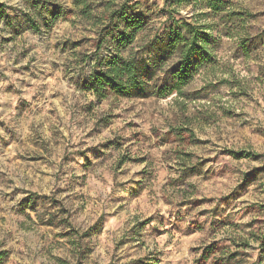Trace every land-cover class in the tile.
I'll use <instances>...</instances> for the list:
<instances>
[{
  "label": "clouds",
  "instance_id": "clouds-1",
  "mask_svg": "<svg viewBox=\"0 0 264 264\" xmlns=\"http://www.w3.org/2000/svg\"><path fill=\"white\" fill-rule=\"evenodd\" d=\"M170 2L104 0L97 8L101 0H51L75 13L54 21L50 13L57 10L48 0H39L43 7L0 0V264H212L232 251L247 253L233 264H264V257L258 260L264 195H257L264 193V155H249L264 153L256 144L264 141V0H232L242 15L229 39L222 34L228 29L213 28L212 45L192 46L189 57L199 61L193 69L212 56L220 61L218 69L202 70L205 82L223 70L235 87L221 86V95L249 93L238 104L242 115L215 112L207 125L180 99L190 74L186 64L172 71L170 63L162 65L160 50L170 47L172 36L202 43L199 35L166 28L171 17L161 9L172 12ZM208 3L190 0L184 11H211ZM82 12L88 18L81 27L95 38L80 48L66 46L85 34L72 24ZM138 27L141 40L128 47ZM215 40H223L219 52ZM162 98L175 103L162 104ZM218 100L213 97L212 111ZM193 131L209 142L191 146ZM229 146L245 150L241 162L221 153ZM225 166L230 182L217 194L228 198L191 203ZM252 167L261 179L250 194L228 196ZM249 203L257 206L249 209ZM253 219L261 223L244 227ZM226 220L239 229L218 232ZM188 232L193 235L185 239ZM225 236L252 246L237 249L229 241L227 251L201 260L202 245Z\"/></svg>",
  "mask_w": 264,
  "mask_h": 264
},
{
  "label": "rangeland",
  "instance_id": "rangeland-1",
  "mask_svg": "<svg viewBox=\"0 0 264 264\" xmlns=\"http://www.w3.org/2000/svg\"><path fill=\"white\" fill-rule=\"evenodd\" d=\"M228 1V0H227ZM231 1V0H230ZM56 6H59L63 10V14L60 15V17L57 20H60L61 17H63L65 20H67L69 17H72L75 15L73 9H65L63 5L56 3ZM104 0H101V3L96 5L97 8L104 7ZM237 11V10H235ZM198 12V11H196ZM239 12V11H237ZM182 14L186 17H189L191 15H187V12L184 11V8L182 10ZM88 18V14L82 12L81 13V21H72V24L74 27L80 29L85 34L80 36L78 39L74 40H66L64 41V44L71 45L72 48H80L86 44H88L92 39L95 38L94 34L91 33L90 28L88 27H81V22H86ZM224 40L229 39L228 37L224 36ZM247 40L254 41L257 39L256 37H246ZM223 44V40H217V44L214 45L215 50L219 52L221 50V46ZM65 49H61V51H64ZM237 57L233 56V60H235ZM220 65V61L217 59L216 56H213V63L206 64L202 66V68H198L197 73L195 74L193 80L191 81L190 85L185 89V95L180 96L181 101H188L184 107L188 109L190 112L195 114V118L199 119V121L205 125H207L208 121L212 119V116L215 114V112H219L221 115L231 118L233 115L240 116L242 113L239 110L238 104L240 99H246L249 95L247 91L245 92H236V91H229L228 93L221 95L223 85H233L235 87V83L233 81H230L227 79L228 72L223 70H217L215 72V79L209 80L205 82V80L201 77L202 70H212V69H218ZM237 71L236 66L234 65L231 68V72L235 73ZM11 88V86H9ZM219 97V100L217 101L215 105V111H212L213 108V97ZM125 99H140V98H128L125 97ZM162 104L167 105V103L172 102L175 103V101H167L165 99H161L160 101ZM207 106V107H205ZM103 119V118H102ZM186 119H194L192 115H186ZM99 123V121L97 122ZM231 127V125H229ZM95 131V129H93ZM209 141L200 140L195 136V131H193V140L192 145L193 147H199L201 144L208 143ZM105 143H112V141H105ZM257 146L264 145V141L257 140L256 141ZM245 150L240 149L239 152L237 149L229 146L227 148H223L221 150L222 154H225L227 156H230L232 159H236L237 162H241L239 160V157L241 153H243ZM235 153V155H232ZM191 155V154H186ZM249 155H254L255 157H259L261 155H264V153L261 152H255V153H249ZM32 160L38 159V157H32ZM207 159L215 160L216 157H208ZM207 160H202L201 164L206 163ZM227 166H225L222 171L224 172L223 175H215L213 176V179L215 180V183H212L211 181L206 182L204 186L203 193L198 196L195 200L191 201L194 205H199L203 203H209L213 200L220 199L224 200L227 199V196H218V190L221 189L224 185V183H229L227 172H226ZM259 171L257 167H252L247 171H244L243 173V180L236 184L233 188V191L228 193V196H238L240 199H244L247 197L249 193V188L252 184L257 183L261 177L259 176ZM257 195H264V193H257ZM257 205L255 203H249L248 208L254 209ZM261 207L264 205H260ZM135 205H133V208ZM203 215V213H201ZM150 219V218H149ZM143 223V221L141 222ZM215 223V222H214ZM258 223H261V221H258L256 219H253L249 222H247L244 227L246 228H252L255 227ZM51 226L50 224L48 225ZM225 228H232L234 230L239 229V225H236L233 221H222L218 225V232L223 231ZM60 235V234H58ZM193 233L188 232L185 234V239H190ZM229 241H231L232 244H235V247L237 249L243 248V247H251L252 245L248 244H236L234 240H232L231 237L225 236L220 237L217 240L212 241L211 243L202 245L203 247V253L201 255V260H205L206 252L215 251V252H221V251H227L229 247ZM189 251H199L198 246L189 245ZM234 254L238 255H247V253H241L239 251H232L229 255L222 256L217 258L216 260L212 261V264H233V258L232 256ZM103 255V253H102ZM62 259V258H58ZM146 259V257L144 258ZM130 264H143L142 259H133L130 261ZM199 264V262H198Z\"/></svg>",
  "mask_w": 264,
  "mask_h": 264
},
{
  "label": "trees",
  "instance_id": "trees-1",
  "mask_svg": "<svg viewBox=\"0 0 264 264\" xmlns=\"http://www.w3.org/2000/svg\"><path fill=\"white\" fill-rule=\"evenodd\" d=\"M168 0H166V3ZM190 2V0H171L169 4V8L172 9V12H169L167 8L161 9V12L165 16L171 17V19L165 20V25L168 30L174 29H181L182 31H188L193 33L194 35H199L201 38V44L196 45L195 41L193 40L190 44L188 40L180 37L178 34L172 36L169 39L168 48H162L160 50V57L162 59L163 64H171V67L168 68V71H172L176 68L179 64H186V69L190 73L188 76L185 77V82L182 85L184 91L179 93L180 96L185 95V89L190 85L191 81L193 80L195 74L197 73L198 68L193 69L191 66L193 64H198L199 61L197 58L189 57V53L192 51V46L195 45L196 47H206L208 45L213 44V40L209 39V29L213 28H222L228 29V31H223L222 34L226 37H230L231 26L235 20V18L242 15V13L235 11L232 8V0H209V3L206 5L211 9V11H198L195 12V15H191L186 17L182 14V10L186 3ZM49 5L57 10L55 14L50 13L53 16V20L56 21L60 15L63 14V10L56 6L55 4H51V0H48ZM34 6L43 7V5L39 4V0H34ZM127 7V4L121 5L120 8L115 9L112 12V15H116L118 12L123 11L124 8ZM175 13L173 16L172 13ZM187 15H189L187 13ZM178 18V19H177ZM157 37H153L155 40ZM141 40V28H136L134 32L130 35V39H128L127 44L128 47H134L136 44L139 43ZM152 41H148L144 44V47H150ZM217 44V40L214 41V45ZM213 45V46H214ZM141 49H136L139 52ZM187 62V63H186ZM213 63V56L208 61L207 64ZM128 98H140L144 99L143 97H128ZM163 99V98H162ZM264 207V206H262ZM215 251L206 252V257L212 255ZM260 256L258 260L264 257V242L260 244ZM238 256V254H234L232 258Z\"/></svg>",
  "mask_w": 264,
  "mask_h": 264
}]
</instances>
